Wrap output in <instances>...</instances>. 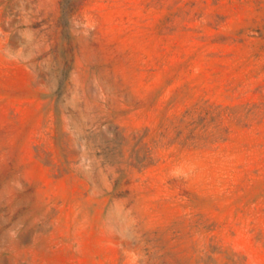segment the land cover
<instances>
[{
  "label": "rangeland",
  "instance_id": "374dc122",
  "mask_svg": "<svg viewBox=\"0 0 264 264\" xmlns=\"http://www.w3.org/2000/svg\"><path fill=\"white\" fill-rule=\"evenodd\" d=\"M0 264H264V0H0Z\"/></svg>",
  "mask_w": 264,
  "mask_h": 264
}]
</instances>
